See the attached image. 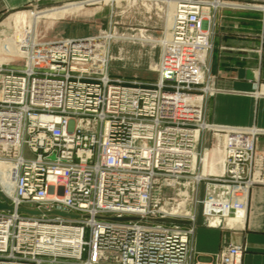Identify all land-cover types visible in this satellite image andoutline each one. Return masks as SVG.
<instances>
[{"label":"built area","instance_id":"built-area-1","mask_svg":"<svg viewBox=\"0 0 264 264\" xmlns=\"http://www.w3.org/2000/svg\"><path fill=\"white\" fill-rule=\"evenodd\" d=\"M155 1L172 5L155 83L109 78L99 38L32 42L23 68L0 66V264H242L241 245L191 247L197 205L205 227L237 229L264 186L260 131L205 121L216 90L204 10L264 3ZM206 131L224 139L216 173L203 171ZM170 184L190 186L185 214L169 211Z\"/></svg>","mask_w":264,"mask_h":264},{"label":"crops","instance_id":"crops-1","mask_svg":"<svg viewBox=\"0 0 264 264\" xmlns=\"http://www.w3.org/2000/svg\"><path fill=\"white\" fill-rule=\"evenodd\" d=\"M38 1L40 0H0V16ZM64 1L68 0H44L46 3ZM113 1L119 5L123 0ZM236 1L253 5L264 3V0ZM151 6L161 11L162 25L168 30L171 25L172 5L166 6L162 2L152 1ZM72 9H64L63 6L46 13L44 17L56 19L87 14ZM212 15L211 47L207 55V67L217 91L205 101V121L214 126L256 128L260 131L257 150L264 151V15L256 10L245 9H220ZM37 18L39 16L26 18L27 35ZM166 38L165 35L155 40L142 32L133 36L118 35L114 32L111 36L104 35L100 39L162 47ZM148 40L154 43L147 42ZM29 44L30 37L26 36L18 42L17 51L28 57ZM152 68L157 69L158 65L153 63ZM210 161L209 156H206L205 171H212L213 164ZM233 222L228 220L227 224L233 226ZM230 243L244 247L242 264H264V186H254L249 190L245 220L237 229L207 228L202 224L200 211L197 213L191 237L194 253L202 257L212 256Z\"/></svg>","mask_w":264,"mask_h":264},{"label":"rangeland","instance_id":"rangeland-1","mask_svg":"<svg viewBox=\"0 0 264 264\" xmlns=\"http://www.w3.org/2000/svg\"><path fill=\"white\" fill-rule=\"evenodd\" d=\"M144 2L140 0H136L135 2L133 0H123L117 5L113 0H68L62 3H46L44 0H40L20 10L1 15L0 66L2 68L21 69L25 65L26 57L22 52L17 51V38L13 26L14 15L22 13L26 18L39 16L36 23L33 22L29 28L30 31L27 36L30 37V43H47L68 38H97V40L99 38L100 46L106 49L109 78L118 79L125 83H155L158 79V74L157 69L152 68V65L153 63L156 65L159 63L162 54V49L159 45L151 47L149 44L122 43L121 41H113L111 39H107V41L100 39L101 36H111L114 32L118 35L130 36L142 32L146 36L159 40L165 32L161 21L162 13L157 8L151 6L150 0ZM145 4L147 5L145 6ZM63 6L64 9L73 8L72 11L81 10L83 14H87L81 17L56 19L44 17L46 13ZM210 13L215 12L210 11ZM210 13L206 11L205 18L209 17L212 29L213 15L210 17ZM26 27L24 25L23 29L25 28L26 30ZM147 42L154 43L150 40ZM258 140L257 144L260 142ZM215 142L212 133L206 131L203 133L199 145V151L203 150V159L205 160L206 156H209L211 159L210 162L213 164L211 172L213 173H216L219 168L218 153L212 147L215 145ZM203 171L205 172L204 166ZM175 194L170 189L164 190V194H162L169 209L176 204L174 202V199H176ZM202 195L203 187L201 185L198 190V198H202ZM178 211L174 214L179 215L181 213L182 215L188 209L186 208L179 213ZM199 211H201V208L197 205L195 210L196 216ZM170 212L173 213L172 211Z\"/></svg>","mask_w":264,"mask_h":264},{"label":"bare ground","instance_id":"bare-ground-1","mask_svg":"<svg viewBox=\"0 0 264 264\" xmlns=\"http://www.w3.org/2000/svg\"><path fill=\"white\" fill-rule=\"evenodd\" d=\"M204 11H207V10H204ZM24 25L27 26L26 27V30H25V28L23 29V26ZM13 26L15 28V34H16V38H17L16 43L18 44V42H20L21 40L25 39L26 36H27L28 21L26 19V16L24 14H22V13L21 14L14 15V17H13ZM23 51L25 52V50H23ZM223 140H224L223 137L218 136L217 139H216V142L220 146L221 145V142L223 143ZM8 168H9V165L8 164H6V163H0V183L6 184V182L8 180V172H7ZM168 187H169V189L171 191H173L174 193H176L175 194L176 195V198L179 197V199H180L179 201L177 199L176 202L178 204H175V206L172 207V208H170L169 211H172L173 213H177L178 210H179L178 213L180 211H184V209H186L187 206H188L186 204V197H189L188 194H189V191H190V186H188V185H185V186H176V185L170 184ZM183 214H185V213H183ZM241 220H240L241 223H243V219H241ZM229 221L231 222V221H234V220L231 219ZM234 224H235V221H234Z\"/></svg>","mask_w":264,"mask_h":264},{"label":"water","instance_id":"water-1","mask_svg":"<svg viewBox=\"0 0 264 264\" xmlns=\"http://www.w3.org/2000/svg\"><path fill=\"white\" fill-rule=\"evenodd\" d=\"M5 209H9V207L7 206V204L0 202V210H5ZM23 211H25V210H23ZM25 212H28V211H25ZM29 213H31V214H38V213H35V212H29ZM59 215H62V214L59 213Z\"/></svg>","mask_w":264,"mask_h":264}]
</instances>
